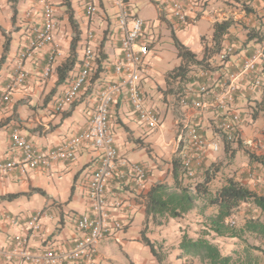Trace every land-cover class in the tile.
Listing matches in <instances>:
<instances>
[{"label": "crops", "instance_id": "crops-1", "mask_svg": "<svg viewBox=\"0 0 264 264\" xmlns=\"http://www.w3.org/2000/svg\"><path fill=\"white\" fill-rule=\"evenodd\" d=\"M52 1L56 17L52 42L24 60V84L13 90L9 100L0 107V158L3 159L15 160L18 156V150L12 146L10 139L11 130L15 127L40 149L60 144L67 136L83 128L91 118L99 90L117 79L112 65L121 58L122 49L116 28L117 8L114 0H97L91 14L85 10L84 0ZM162 2L163 0H131L126 3L130 13L148 18L145 32L150 52L140 67L139 86L144 94L146 107L159 115L160 124L156 127L149 126L147 120L133 111L124 92L119 93L112 102L109 115L119 153L148 167L149 187L157 181L171 184V161L177 155V130L183 121L198 120L207 137L219 140V152L225 149L224 140L213 127L211 113L198 115L187 110L180 104L179 94L188 85L197 89L200 84L211 81L206 98L211 97L212 92L218 90L219 82L227 74L236 72L246 56L257 47L264 48V39L256 42L246 38L249 29L264 34V0H189L188 21L194 24L186 30L168 14ZM143 12L148 15H143ZM70 14L76 24L78 39L74 50L75 67L69 74L78 70L87 44L97 56V70L74 101L57 108V100L67 84L59 81L56 68L69 56L75 31L69 19ZM199 18L210 23L209 36L201 35L196 30ZM225 19L233 21L222 42L223 49L232 48L227 59L223 60L221 53L210 56L202 62L207 63L210 69L204 70L203 64L194 65L195 70L192 68L190 71L191 82L181 83L179 93L174 92L176 82L172 83L174 88L169 89L165 75L181 62L173 36L195 53L197 59H201L204 44L211 45L213 23ZM41 22L42 13L38 0H17L14 18L9 1L0 0V97L6 90L18 51L27 46L33 29L39 27ZM89 32L92 33L91 38L87 37ZM53 49L58 54L49 75L44 77L42 72ZM238 87L235 106L251 119L250 104L258 100L262 92L252 90L246 79H241ZM252 120L255 124L260 120L264 122L261 114ZM248 131L246 128L242 130V138L246 142L251 140ZM234 148L230 144V149ZM218 153L207 160L208 164L205 162V168L219 163L214 162ZM97 155L96 149L83 144L71 162L57 161L44 171L28 168L20 170L16 167L0 174V264H23V257L20 255L22 250L36 253L50 244L59 248L70 246V240L76 235L75 218L88 207L84 184ZM241 165H229V169H233L232 179L250 189L264 192L261 166L256 162ZM253 168L256 169V176L251 175ZM134 203L135 211L141 212L143 220L142 203L136 200ZM33 214L40 217L38 230H29L25 224L26 219ZM11 217L16 221L11 222ZM118 234L116 232L111 239L99 243L96 264H123L122 255H118L113 243L114 239L121 240V248L130 247V241L140 244L138 235H134L135 238L133 235L127 237ZM15 235L25 237L26 241L21 247L15 243ZM132 240L138 241L135 243ZM128 250L122 249V252L134 264L136 257L131 252L129 254ZM144 261L153 263L154 260L145 257Z\"/></svg>", "mask_w": 264, "mask_h": 264}, {"label": "built area", "instance_id": "built-area-1", "mask_svg": "<svg viewBox=\"0 0 264 264\" xmlns=\"http://www.w3.org/2000/svg\"><path fill=\"white\" fill-rule=\"evenodd\" d=\"M97 0H84L85 10L91 14ZM131 0H114L117 8L116 28L122 49L121 58L112 67L116 80L99 90L88 123L75 133L70 134L60 144L40 149L23 136L18 128L10 133L12 146L18 150L15 160L0 158V174L18 167L20 170H47L54 162H71L79 148L88 144L98 151L84 184L88 207L75 218L76 235L70 240L68 248L48 245L36 253L20 252L23 264H96L99 243L128 225L131 213L135 211L134 201L142 203L149 189V169L141 163L127 159L119 153L110 124L111 104L119 93L124 92L132 109L140 118L148 121L149 126L160 124L159 115L148 109L144 94L139 86L140 67L150 52L149 40L143 39L148 20L128 11L126 3ZM189 0H163L162 4L178 25L183 28L188 21ZM42 22L34 28L25 48L18 51L13 72L0 97V107L9 100L13 90L22 86L26 80L24 60L50 44L56 30V17L52 0H38ZM194 19H196L194 17ZM88 38L92 33H88ZM231 47L222 49L221 58H226ZM58 54L53 49L45 64L42 75L47 77ZM97 70V56L88 44L83 49L79 68L67 78L66 87L57 100V108H62L76 99L80 90L86 86ZM205 75L207 74L204 72ZM246 79L252 90L264 92V48L257 47L246 56L240 68L231 72L219 82L218 90L206 98L210 90L207 83L197 89L188 85L180 96L179 102L194 114L211 113L213 127L220 138L237 143L242 138L241 112L235 106L238 82ZM210 87V88H209ZM205 96V97H204ZM177 156L180 159L181 176L189 181L200 180L205 162L220 149L218 139L205 135L198 120L183 121L177 130ZM133 203H132V201ZM130 206V207H129ZM15 222L14 217L10 218ZM25 224L29 230H38L40 217L33 214ZM18 247L25 243V237L15 235Z\"/></svg>", "mask_w": 264, "mask_h": 264}, {"label": "trees", "instance_id": "trees-1", "mask_svg": "<svg viewBox=\"0 0 264 264\" xmlns=\"http://www.w3.org/2000/svg\"><path fill=\"white\" fill-rule=\"evenodd\" d=\"M8 1L14 18L17 0ZM69 19L75 31L70 44L69 56L56 68L59 81H66L71 76L69 73L74 69L76 63L74 50L78 33L71 14ZM232 24L231 19L213 23L211 45L204 44L201 59H197L195 53L173 36V43L181 62L165 75L169 89H173L172 83L176 82L174 92L179 93L181 83L191 82L190 71L193 65L203 64L205 59L221 53L224 36ZM246 38L258 42L264 39V34L249 29ZM7 43H5V47ZM250 108L252 119L256 118L258 114L264 118V92L258 100H254L253 104H250ZM224 142L225 149H230V142L226 140ZM246 152L250 162H256L261 166L264 178V152L260 154ZM171 164L172 184L157 181L150 185L143 198V231L149 224L161 225L167 218H179L196 209L197 214L202 218L204 230L197 237L183 233L177 244V257H197L204 264H262L264 258V192L250 189L232 178L227 179L225 184L212 191L209 188L212 178L210 166L203 167L200 181L194 184H185L180 177V159L177 155L172 159ZM241 204L246 205L245 214L241 224H236L229 218L234 215ZM207 208H211L212 212L206 214ZM207 235L234 238L239 244V248L222 253L218 245L208 239ZM142 242L149 247L156 264H161L164 255L159 252L155 243L144 234Z\"/></svg>", "mask_w": 264, "mask_h": 264}, {"label": "rangeland", "instance_id": "rangeland-1", "mask_svg": "<svg viewBox=\"0 0 264 264\" xmlns=\"http://www.w3.org/2000/svg\"><path fill=\"white\" fill-rule=\"evenodd\" d=\"M152 10H154L153 7ZM154 12L155 11H152V13ZM143 15L146 16L148 14L143 12ZM193 24L194 22L192 21L188 22L184 30H186ZM196 30L201 35L209 36L211 34L210 23L206 19L199 18L196 21ZM146 35L147 32H144L142 34V38L146 39ZM192 68L193 70H195L196 66L193 65ZM203 69L204 70L210 69L207 67V63H203ZM207 82L208 84H211V81H206V84ZM237 109L239 110L240 108L237 107ZM240 112L242 117L241 130H243L244 128L249 129L248 132L251 135V140L249 142H246L243 137L239 142L233 143V146H235L234 149H228V150L223 149L220 152L218 151L219 153L217 152L219 155L214 162H219V163L218 164L215 163L216 165L214 166L210 165L212 171V178L209 183V188L212 191H215L216 189L220 188L228 178H233V176H231V172L233 169L232 168L229 169V165H232L233 163L235 164L239 163L241 165L244 164L245 162H250L246 151L254 154H260V152L264 151V122L260 120L257 122V124H255V121H253L252 118L250 119L248 115H243L242 111ZM110 130L112 135H114L112 128H110ZM204 168H205V164H204ZM255 170L256 169L253 168V171H251L252 176H256ZM180 177L182 182L185 184H194L195 182H198L202 179L201 176L200 180L198 181H189L188 179L183 178L181 175ZM172 182L173 180L171 178L170 183L172 184ZM245 208L246 205L241 204L240 207L235 211L234 215L229 218V220H233L234 222H236V224H241L243 220V216L245 214L244 213ZM205 212L206 214H209L210 212H212V209L207 208ZM141 219H142L141 212H139V210H136L133 213H131L130 219L128 220V225L123 229L117 231V233H119L118 236L126 235L127 237H130L133 235L132 237H135L134 235H138L137 239H139L140 244H134L131 243L130 241L128 244L130 245V247H127L129 249L128 250L126 247L125 248L120 247L121 240L120 241L119 239L113 240L115 248L116 250H118V255L119 256L122 255L121 260H123L122 262L123 264L125 259H126V264H133V263L130 261L128 256L124 255L122 249L128 250L129 254L131 252V255H134L136 257L134 264H140V263L156 264V260L151 254L149 247L142 242L143 234L147 236L152 242H154L159 252L164 255L161 264H204L197 257H187V258L177 257V253H178L177 244L182 234L187 233L192 237H197L204 230L202 218L197 214L196 209L191 210L190 212L184 214L182 217L179 218H172V217L167 218L166 221L161 225H151L150 227H147L145 231H143V220ZM111 238L112 237H109L104 240ZM207 238L213 241L214 243H216L220 248V250L222 251V253H228L233 248H239V244L237 243V241L230 237H213L212 235H207ZM132 241L136 243L138 240H132ZM145 257L146 258L151 257L152 260H154L153 263H151V261H149V263L147 261H144ZM262 264H264V258Z\"/></svg>", "mask_w": 264, "mask_h": 264}]
</instances>
